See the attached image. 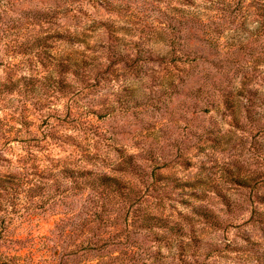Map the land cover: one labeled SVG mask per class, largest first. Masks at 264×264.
<instances>
[{"label":"rangeland","instance_id":"rangeland-1","mask_svg":"<svg viewBox=\"0 0 264 264\" xmlns=\"http://www.w3.org/2000/svg\"><path fill=\"white\" fill-rule=\"evenodd\" d=\"M263 48L264 0H0V264H264Z\"/></svg>","mask_w":264,"mask_h":264},{"label":"trees","instance_id":"trees-1","mask_svg":"<svg viewBox=\"0 0 264 264\" xmlns=\"http://www.w3.org/2000/svg\"><path fill=\"white\" fill-rule=\"evenodd\" d=\"M57 9H62L61 7H58ZM201 25V24H200ZM209 28L208 30L205 28ZM204 28V29H203ZM203 35H204V39H198L200 42H202V44H204L205 47H207L208 49L212 47L213 43L216 42L217 35L220 34V29L219 30H212L211 27L208 25H204L203 27H201V30ZM264 50V48H263ZM173 52H176V50H173ZM231 52V51H230ZM229 52V54H230ZM240 52V49H237V53ZM200 53H198L197 51L193 50L190 51L187 55H185L186 60H190L192 62H197L199 61L201 58H203V56L199 55ZM179 55V54H177ZM230 56L233 57L234 56V52L232 51L231 54L228 56V58L224 59L221 63V68H223L225 65H229L230 61ZM262 59H264V52H263V57ZM243 69L242 66H239V70ZM244 70V69H243ZM225 104H230L232 105L233 102L230 98H227L226 100H224ZM255 101L252 99H248L246 104L243 106V108L246 109V111L248 113H253L252 112V108L254 107ZM259 107L264 109V99L262 100V102L259 104ZM132 165V159L130 158L128 161V166ZM116 179H112L109 177H104V179H102V183L104 185H108L110 186L111 182H116ZM117 183V182H116ZM140 199V198H139ZM140 222L142 223V225L150 230H152L154 232V234L158 235V237H163L165 235L169 234H174L176 236H183L182 233V228L180 226H171L170 229L167 230H163L165 228L168 227V220H166L164 217L157 215V214H149V213H145L143 215H141V217H139ZM156 230H161V232L156 231ZM176 230V231H175ZM161 233V234H159ZM87 246L85 248L86 251L91 252L92 250H95L98 246L97 241L94 242L93 240H89L88 242H86ZM4 264H9L8 262H5Z\"/></svg>","mask_w":264,"mask_h":264}]
</instances>
